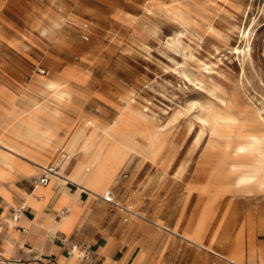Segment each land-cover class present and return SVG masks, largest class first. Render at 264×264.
Wrapping results in <instances>:
<instances>
[{
    "label": "rangeland",
    "instance_id": "1",
    "mask_svg": "<svg viewBox=\"0 0 264 264\" xmlns=\"http://www.w3.org/2000/svg\"><path fill=\"white\" fill-rule=\"evenodd\" d=\"M40 75L81 93L63 109L74 121L151 129L109 187L123 231L161 251L155 264H235L173 232L198 222L225 253L264 242L249 232L264 188L233 183L264 155V0H0V86L44 101ZM61 151L48 165L61 168Z\"/></svg>",
    "mask_w": 264,
    "mask_h": 264
},
{
    "label": "crops",
    "instance_id": "2",
    "mask_svg": "<svg viewBox=\"0 0 264 264\" xmlns=\"http://www.w3.org/2000/svg\"><path fill=\"white\" fill-rule=\"evenodd\" d=\"M38 80L44 101L9 93L0 86V260L7 264H89L71 251L70 243L62 242L66 237L91 244L99 264H155L161 251L136 244L135 237L119 224L118 211L100 196L131 153L121 141L143 153L154 140L151 129L124 121L127 128L122 133V121L106 123L84 114L74 121L63 109L73 98L82 101L81 93H75L70 84L61 88L46 76L40 75ZM62 91L68 100L62 99ZM60 128L66 133L60 134ZM57 148L62 149L56 159L61 164L58 173L52 174L47 184L33 185L31 176L49 166ZM74 156L69 173H64ZM246 168H256L255 176L246 185H238L235 178L234 185L248 192L253 191V185L264 188V155ZM20 202L26 207L14 220L11 207ZM66 206L70 211L64 214L61 209ZM201 227L198 222L192 230L173 232L235 264H264V242L253 246L248 258L236 249L225 253L205 243ZM243 230L244 226L240 236ZM258 231H264V221L260 229L255 225L249 228L252 235ZM157 234L151 230L144 237L154 240ZM202 257L203 264H226L221 259L211 262L208 255ZM193 258L187 263H200Z\"/></svg>",
    "mask_w": 264,
    "mask_h": 264
},
{
    "label": "built area",
    "instance_id": "3",
    "mask_svg": "<svg viewBox=\"0 0 264 264\" xmlns=\"http://www.w3.org/2000/svg\"><path fill=\"white\" fill-rule=\"evenodd\" d=\"M55 172H56V169L52 165H49L48 167H45L40 173L32 175L31 182L33 185L47 184L52 174ZM102 198L105 201L117 207H123L122 203L118 200V191L114 187H109L106 190V192L102 194ZM25 207H26L25 202L14 204L11 207L12 218L14 220H18L20 216L22 215V212ZM69 211H70V207L68 206L61 209V212L64 214ZM62 242L64 244L70 243L71 251L76 253L80 258L85 259L89 264H99L97 258L94 255L95 251L91 244L74 242L71 239L66 238V237L62 238ZM0 264H7V260L5 259L0 260Z\"/></svg>",
    "mask_w": 264,
    "mask_h": 264
},
{
    "label": "bare ground",
    "instance_id": "4",
    "mask_svg": "<svg viewBox=\"0 0 264 264\" xmlns=\"http://www.w3.org/2000/svg\"><path fill=\"white\" fill-rule=\"evenodd\" d=\"M220 92V91H219ZM61 94V97L62 99L64 100H68V98L65 97L64 95V92H60ZM222 93V92H221ZM200 115V114H199ZM33 119V118H32ZM118 121H123L121 118H118L116 120V122ZM88 122H91V121H88ZM47 128V127H46ZM52 131V130H50ZM26 135V134H25ZM31 135V134H30ZM28 136V135H27ZM33 137V136H32ZM35 138V137H34ZM33 138V139H34ZM42 140V139H41ZM43 143V142H42ZM121 143L127 147L128 150H133V151H137L132 145L128 144L127 142H124V141H121ZM256 145V144H255ZM64 153V152H63ZM64 155V154H63ZM64 158V157H63ZM63 162V161H62ZM48 167V166H47ZM55 169H56V172L53 173V174H57L58 173V169H57V166H53ZM256 171V168H246L243 170V172L241 174H239L237 177H236V183L238 185H246L248 184L251 179L255 176L254 173ZM263 185H264V181H263ZM105 193V192H104ZM193 232V231H192ZM254 233V232H253ZM153 234V233H152ZM189 236V235H188ZM153 237V236H152ZM148 238V237H147Z\"/></svg>",
    "mask_w": 264,
    "mask_h": 264
}]
</instances>
